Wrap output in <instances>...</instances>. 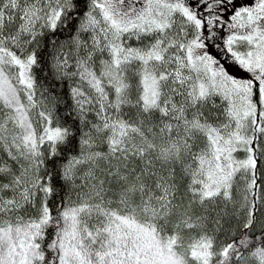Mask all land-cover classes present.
I'll list each match as a JSON object with an SVG mask.
<instances>
[{"label": "snow or ice", "instance_id": "snow-or-ice-1", "mask_svg": "<svg viewBox=\"0 0 264 264\" xmlns=\"http://www.w3.org/2000/svg\"><path fill=\"white\" fill-rule=\"evenodd\" d=\"M0 264H264V0H0Z\"/></svg>", "mask_w": 264, "mask_h": 264}]
</instances>
